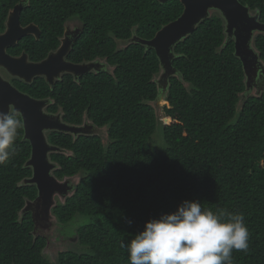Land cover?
Instances as JSON below:
<instances>
[{"label":"trees","instance_id":"obj_1","mask_svg":"<svg viewBox=\"0 0 264 264\" xmlns=\"http://www.w3.org/2000/svg\"><path fill=\"white\" fill-rule=\"evenodd\" d=\"M239 2L264 24V0ZM18 3L24 5L21 25H36L41 36L22 39L10 55L25 50L30 61L43 60L58 48L65 23L76 20L81 35L67 60L99 59L107 70L79 84L65 76L52 91L43 79L17 81L33 98L50 97L49 111L61 108L65 124L88 122L100 131L47 135L63 151L49 156L54 178L76 181L51 214L59 231L78 218L87 221L72 234L76 245H70L79 253L68 248L52 263L42 252L45 240L33 236L32 217L21 214L37 190L24 184L32 176L25 167L31 148L18 129L15 152L0 164V264H129L121 243L186 200L199 201L203 210L242 213L249 247L233 251V264H264V91H245L242 65L220 15L175 46L177 75L169 80L163 124L156 114L159 61L131 40L149 41L177 20L179 0H0V34ZM254 48L264 64L263 34Z\"/></svg>","mask_w":264,"mask_h":264},{"label":"water","instance_id":"obj_2","mask_svg":"<svg viewBox=\"0 0 264 264\" xmlns=\"http://www.w3.org/2000/svg\"><path fill=\"white\" fill-rule=\"evenodd\" d=\"M163 4L168 0H157ZM183 7L181 16L159 30L153 39L145 41L134 38L131 43H138L155 52L159 61L160 73L156 80L160 95L158 103L164 102L169 80L176 77L173 68L175 46L193 34L200 23L218 13L224 21L227 41L234 43V55L240 61L245 78V91H251L258 80L264 77V64L254 48V39L264 34V24L259 22V16L252 14L239 0H179ZM23 5L18 4L11 10L5 22V30L0 34V69L11 78H16L27 85H31L37 78H44L47 85L53 87L55 81L62 74L73 75L75 78L86 75L95 69L94 64L75 65L65 61L71 50L72 42L66 39L67 32L56 52H51L47 58L39 63H32L26 54L13 57L7 50L17 45L24 37L32 36L36 41L40 38V29L29 24L22 27L20 14ZM249 95V94H248ZM242 99L245 96L242 95ZM46 101L36 100L17 91L0 75V112L9 113L10 107L21 118L23 141L31 148L30 158L25 167L31 169V178L25 180V185L34 186L37 198L34 202H26L23 212H33L32 207L48 217L54 207L55 197H64L70 190L67 181L60 182L54 178L56 165L50 161V155L62 153L58 147L49 144V133L69 134L72 136L88 135V128L70 126L62 122L59 116L44 113ZM35 214L32 213V220Z\"/></svg>","mask_w":264,"mask_h":264},{"label":"clouds","instance_id":"obj_3","mask_svg":"<svg viewBox=\"0 0 264 264\" xmlns=\"http://www.w3.org/2000/svg\"><path fill=\"white\" fill-rule=\"evenodd\" d=\"M22 126L14 114L0 112V164L15 152ZM248 240L242 213L203 210L199 201L186 200L173 213L146 222L120 246L129 264H233V251H247Z\"/></svg>","mask_w":264,"mask_h":264},{"label":"flooded vegetation","instance_id":"obj_4","mask_svg":"<svg viewBox=\"0 0 264 264\" xmlns=\"http://www.w3.org/2000/svg\"><path fill=\"white\" fill-rule=\"evenodd\" d=\"M18 4H22L23 5V3H18ZM17 4V5H18ZM16 6V5H15ZM14 6V7H15ZM14 9V8H13ZM13 9H11V10H13ZM23 9H24V5H23ZM23 9H22V11H23ZM10 10V11H11ZM9 11V12H10ZM9 12H8V14H9ZM22 13V12H21ZM8 14H7V16H8ZM21 15V14H20ZM6 20H7V17H6ZM6 22V21H5ZM73 22H78V21H76V20H71V21H67L66 23H65V25H64V31H63V35L61 36V38L59 39V46H58V48L60 47V45H61V41H62V39H65L64 38V33L65 32H67V36H66V39L69 41V42H72L71 44H72V47H73V45L77 42V39L79 38V36L81 35V30H80V25H79V22L76 24V25H74V23ZM21 23V22H20ZM4 26H5V24H4ZM22 26V25H21ZM27 25H25V26H22V27H26ZM41 32V31H40ZM264 35V34H263ZM40 36H41V34H40ZM28 37H32V36H28ZM24 38H26V37H24ZM24 38H22V39H24ZM34 38V37H33ZM22 39L21 40H19L18 41V43H17V45L15 46V47H17L18 46V44L22 41ZM35 39V38H34ZM40 39V38H39ZM15 47H13V48H15ZM72 47H71V50H70V52L68 53V55L71 53V51H72ZM58 48L55 50V51H51V52H56L57 50H58ZM11 49V48H10ZM8 51H9V49L7 50V53H8ZM51 52H49L48 53V55L51 53ZM9 54V53H8ZM22 54H26L27 55V57H28V60L30 61V59H29V56H28V54L26 53V51L25 50H22V51H20V54L18 55V56H13V57H20ZM10 55V54H9ZM47 55V56H48ZM68 55L65 57V61L66 62H69V63H71L69 60H67V58H68ZM12 56V55H11ZM47 56L43 59V60H45L46 58H47ZM43 60H41V61H43ZM41 61H39V62H41ZM30 62H32V61H30ZM39 62H32V63H39ZM72 64H74V63H72ZM82 64H84V65H87V64H94L95 65V69H93L92 70V72H90V73H88V74H86V75H83V76H79L78 78H75L73 75H69V74H62L61 75V77L58 79V80H56L55 81V84H54V86L53 87H51V86H49L50 87V89H51V91L56 87V84L57 83H59V82H62V79L63 78H65V76H70L71 77V79H72V83H74V84H79L80 83V79H82L84 76H88V75H90V74H94V75H97V74H99V73H102V72H105L106 70H107V66H106V64H105V61H103V60H99V59H96V60H94V61H92V62H82V63H79V64H75V65H82ZM0 75H1V77L4 79V80H6V81H8L17 91H19L20 93H22V94H25V95H28V94H26L25 92H23V91H21V86L19 85V84H17V81L19 82V83H21V84H25V83H23L22 81H20V80H18V79H16V78H11L10 76H8L6 73H5V71H3L2 69H0ZM37 79H43L44 80V78H37ZM36 80V79H35ZM34 80V81H35ZM33 81V82H34ZM45 82V81H44ZM46 83V82H45ZM33 84V83H32ZM31 84V85H32ZM25 85H27V84H25ZM251 91H252V94H253V92L254 91H257V93H259V92H262V91H264V77H262V78H260L259 80H258V82L256 83V86L255 87H253V88H251ZM29 96V95H28ZM31 97V96H30ZM31 98H33V97H31ZM34 99H36V98H34ZM36 100H42V101H46L47 103H46V107L44 108V113H46V114H48V115H52V116H59L60 118H61V120H62V118H63V114H64V112L61 110V108H59L55 113H51L50 111H49V109H50V107L54 104V101L50 98V97H46V98H42V99H36ZM10 114H14V116H18L19 117V119L21 120V118H20V116L18 115V114H16V113H14V110H13V108L12 107H10V112H9ZM63 122V121H62ZM71 126V125H70ZM76 127H84V128H88V129H86L85 131L86 132H88L89 134H92V133H96V134H98L99 133V131L100 130H98V129H96V128H94V127H92L91 125H90V123H88V122H83L82 123V125H80V126H76ZM104 131V130H103ZM102 132V131H101ZM65 181H67L68 182V186H69V188H70V190L68 191V193H67V195L66 196H64V197H55L54 198V207L58 204V203H63V202H65V200L67 199V198H69L70 196H71V194H72V192H73V189H74V186H75V183H76V181L74 180V179H67V180H65ZM24 184H25V181H24ZM36 198H37V196H36ZM35 198V199H36ZM34 199V200H35ZM34 200L33 201H27V202H34ZM26 205V204H25ZM24 208H25V206H24ZM24 208L22 209V216H24V215H29L30 217H32V213L33 214H35V218H34V220H33V236L35 237V238H38V237H40V238H42V239H44L45 240V248L43 249V254H44V252H46L47 251V249H48V247L51 245V243L52 242H54V243H58L59 244V247L57 248H53L52 250H51V252L52 253H54L55 255H56V259H57V257H58V255L61 253V252H67V249L68 248H70L69 246H71L70 245V243H76V239H73V238H70V237H67V239H66V237H65V235H61V232L59 231V230H57L56 231V228H57V225H55V222L57 223V221L55 220V218L53 217V215L51 214V212L49 213V215H48V217L47 216H45L43 213H42V211H41V208H39L38 210L36 209V207H32V209H33V212H27V213H25V212H23V210H24ZM52 210V209H51ZM32 219V218H31ZM56 263V262H55Z\"/></svg>","mask_w":264,"mask_h":264},{"label":"rangeland","instance_id":"obj_5","mask_svg":"<svg viewBox=\"0 0 264 264\" xmlns=\"http://www.w3.org/2000/svg\"><path fill=\"white\" fill-rule=\"evenodd\" d=\"M74 25H76L77 23L76 22H73ZM159 78V76H157L156 80ZM166 106L164 102L162 103H158L156 104V114H157V118L159 121H161L163 124H165V119H163V116H162V108ZM103 139L104 138V135H103ZM106 142V140L104 141V143ZM87 221L85 219H81V218H78L76 219V222H74L73 224H70L69 226H67L66 228H62L60 230L61 234L62 235H70V238L74 237L72 234L73 232L75 231V229L79 226H82L84 224H86ZM55 225H57V228H56V231L59 230V224H57L55 222ZM73 245H76V243H71ZM58 248L59 247V244L58 243H54L52 242L51 245L48 247L47 251L44 252V256L49 260L51 261L52 263H55L56 262V255L54 253L51 252V250L53 248ZM73 251H76L79 253V250L76 249V247L74 248V246H69Z\"/></svg>","mask_w":264,"mask_h":264}]
</instances>
